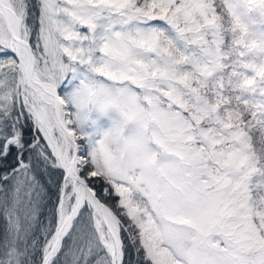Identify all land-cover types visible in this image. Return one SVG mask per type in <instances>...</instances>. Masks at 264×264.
<instances>
[{
    "label": "snow or ice",
    "instance_id": "snow-or-ice-1",
    "mask_svg": "<svg viewBox=\"0 0 264 264\" xmlns=\"http://www.w3.org/2000/svg\"><path fill=\"white\" fill-rule=\"evenodd\" d=\"M0 264H264V0H0Z\"/></svg>",
    "mask_w": 264,
    "mask_h": 264
}]
</instances>
